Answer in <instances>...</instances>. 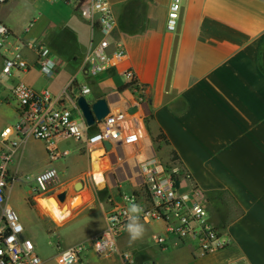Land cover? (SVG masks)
Wrapping results in <instances>:
<instances>
[{
	"label": "crops",
	"instance_id": "0c3cea01",
	"mask_svg": "<svg viewBox=\"0 0 264 264\" xmlns=\"http://www.w3.org/2000/svg\"><path fill=\"white\" fill-rule=\"evenodd\" d=\"M78 1L64 5L60 0H11L0 5V22L14 36L49 48L60 58L55 74L68 64L73 68L71 77L90 40L98 38L75 12ZM107 1L117 24L115 38L126 56L116 68L88 81L91 94L87 100L111 96L117 104L133 105L122 74L133 71L144 91L146 128L155 156L164 163L172 161V153L177 156L180 190L196 186L205 194L209 221L220 226L228 240L222 250L199 255L193 244L174 246L162 223L140 219L144 236L130 243L125 230L117 241L118 252L129 253L130 264H264V0H181L172 33L165 28L170 0ZM24 54L31 69L4 77L11 82L9 94L17 81L35 91L57 94L72 78L54 86L39 73L35 55L29 50ZM4 102L8 105V97ZM13 117L16 122L14 106ZM160 134L166 143L157 140ZM25 147L14 160L24 156ZM90 161L84 172L71 176L75 180L87 176V182H81L87 202L74 211L73 199L65 191L57 188L50 197L58 202L57 195L66 193L68 202L60 205H67L68 215L62 221L47 204L38 203L44 200L41 196L29 193L26 198L55 232L78 221L67 235L75 239L46 259L53 264L71 245L91 240L104 230L109 200L127 205L124 198L135 191L134 180L101 172L99 165L102 182L98 184ZM13 169L19 171L18 165ZM124 183L129 193L123 191ZM138 199L140 207L150 205L146 196ZM156 237L164 238L165 244H157ZM82 261L124 264L117 253L98 257L93 251L86 252Z\"/></svg>",
	"mask_w": 264,
	"mask_h": 264
},
{
	"label": "built area",
	"instance_id": "2783aa9c",
	"mask_svg": "<svg viewBox=\"0 0 264 264\" xmlns=\"http://www.w3.org/2000/svg\"><path fill=\"white\" fill-rule=\"evenodd\" d=\"M9 1L0 0V5ZM60 1L64 5L72 4V0ZM180 3L181 0H170L165 24L167 32L176 30ZM74 7L98 36L97 40H90L74 76L57 94L47 89L35 91L22 81H17L10 90L17 120L13 126L0 130V264H42L34 243L24 236L23 226L9 206L8 197L17 183L28 184L30 194L44 200L57 193L61 182L52 163L69 155L67 150L58 148L57 141L62 139L83 142V149L89 156L101 151L99 162L107 161L119 175L134 180L135 191L124 198V203L137 204L140 196H146L150 205L141 207L140 219L145 223H162L166 237L171 238L174 246L193 244L199 255L222 250L228 245V240L220 226L210 223L205 194L196 186L181 191L177 162L164 163L155 156L154 141L146 128L148 111L143 101L144 91L133 71L122 73L133 105L120 103L110 109L101 121L92 127L86 126L76 104L77 98H87L91 94L88 81L119 66L126 53L115 38L117 24L107 0H79ZM25 50L35 55L39 73L51 79L60 58L43 44L14 36L0 22V74L3 77L9 78L31 69ZM77 75L87 82L78 84ZM131 108L135 110L132 113L129 112ZM90 128L93 131H89ZM30 140L45 144L48 167L33 177H22L17 169L12 168V163ZM104 143L110 144V150L104 148ZM127 205L119 206L109 200L105 228L90 240L96 256L107 257L117 253L124 264L131 263V255L117 249V241L128 222ZM17 226H20V231L16 230ZM98 242L101 243L100 249L96 248ZM155 242L165 244L162 237H156ZM85 250V243L73 244L56 257L55 263L83 264Z\"/></svg>",
	"mask_w": 264,
	"mask_h": 264
},
{
	"label": "rangeland",
	"instance_id": "374dc122",
	"mask_svg": "<svg viewBox=\"0 0 264 264\" xmlns=\"http://www.w3.org/2000/svg\"><path fill=\"white\" fill-rule=\"evenodd\" d=\"M67 65L68 64H65L64 69L56 73L51 79L48 78L47 80H49L54 86H59L66 80L73 77H70L72 67ZM76 78L78 84L82 85L87 82L81 75H77ZM10 86L11 82L0 74V88L5 89V92H0V130L6 126H13L15 124L13 117V106L15 103L10 99L11 96L8 90ZM6 97H8V101L10 100L8 105L4 102ZM89 131H93V128H90ZM57 145L60 151L67 150L69 152V155L66 158L59 159L52 163V166L58 172V177L61 182L58 189L65 191L67 196H70L73 200L77 194L79 195V202L72 207V210L76 211L84 204V202H87L89 198L85 193H83V188L76 192L73 188V184L78 181L83 183V181H86L87 176L82 174L81 179L78 178L76 180L71 176L84 172L87 169L88 163H91V155H85L86 152L83 149V142H76L72 139H62L57 141ZM46 159L47 156L45 154V147L43 143L30 140L25 147L24 156L21 157V159L19 158L14 160L12 168L18 165L19 176L33 177L42 170L46 169ZM98 165L101 172L108 171V173H115L113 167H111L105 160L101 162L98 161ZM68 177H70L68 180L69 182H64V179ZM122 189L126 193L130 192V190L127 189L126 183L123 184ZM29 193L30 190L28 184H15L10 192L8 204L23 226L24 236L34 243L36 254L39 256L41 261L44 262L47 258H52L57 253V249L62 248L66 242L75 239V237H68L67 235L69 234V230L72 226L76 225L78 221L69 224L59 232H55L54 228L50 226L45 219L40 218L38 216L39 214L37 215L36 211H34L29 204L25 202ZM67 196L63 203L67 204ZM83 196L85 197V201L83 200ZM39 199L40 198H38V200ZM73 200H71V202ZM43 202L45 203L44 200ZM38 203L43 206L41 201H38ZM58 204H62V202L58 201ZM38 211L41 216L44 215L40 212V210ZM84 243L86 244V250L83 255L88 251H92L91 241L87 240ZM45 262H47L46 264H53L51 261L48 262L46 260Z\"/></svg>",
	"mask_w": 264,
	"mask_h": 264
},
{
	"label": "water",
	"instance_id": "95a60500",
	"mask_svg": "<svg viewBox=\"0 0 264 264\" xmlns=\"http://www.w3.org/2000/svg\"><path fill=\"white\" fill-rule=\"evenodd\" d=\"M76 104L87 127H92L96 122L101 121L103 118L107 116L110 109L116 108L118 105L111 96L107 98H94L92 102L87 100L86 97L80 96L77 98ZM123 106H125V104ZM134 111L135 110L133 108L129 109V112L131 113ZM104 148L106 150H110L111 146L109 143H104ZM115 173L116 175H118L117 171ZM82 187L83 185L80 181L76 182L73 186L76 192L81 190ZM65 197H66L65 192H60L57 195V199L62 203L64 202ZM78 199H79V195L77 194L71 205L76 203ZM66 208L67 205L63 204L62 209H66Z\"/></svg>",
	"mask_w": 264,
	"mask_h": 264
},
{
	"label": "clouds",
	"instance_id": "9594fccd",
	"mask_svg": "<svg viewBox=\"0 0 264 264\" xmlns=\"http://www.w3.org/2000/svg\"><path fill=\"white\" fill-rule=\"evenodd\" d=\"M85 91H87V89H85ZM44 203V202H42ZM199 211V209H198ZM142 212V208L135 204V203H131L129 208H128V222L125 225V229L129 235V240L130 243L131 242H135L136 240L141 239L144 234H145V227L144 224L140 222V213ZM59 213V215L57 214ZM55 218H57L58 220H63L64 216H62L60 214V212L57 210L55 212ZM17 231H20V226H17ZM96 248L100 249L101 248V243L98 242L96 244Z\"/></svg>",
	"mask_w": 264,
	"mask_h": 264
},
{
	"label": "bare ground",
	"instance_id": "6f19581e",
	"mask_svg": "<svg viewBox=\"0 0 264 264\" xmlns=\"http://www.w3.org/2000/svg\"><path fill=\"white\" fill-rule=\"evenodd\" d=\"M101 155H102L101 151L94 152L91 154V158H92L91 160H92V164H93V167L95 170L93 172V175H94V178L98 184H100L102 182V177H101L100 173H98V171H97L98 170V167H97L98 166V160H99L98 157H100ZM97 177H100V179L98 180ZM79 200H80V198L77 201H79ZM44 201L47 204V206L50 208V210L53 212L54 215H55V212L57 210L60 212V214L62 216H64V218L68 215V209L66 208L65 210H62L61 209L62 206L60 204H58V202L56 201L55 198H49V199L44 200ZM74 204H76V203H74ZM74 204H72V205H74Z\"/></svg>",
	"mask_w": 264,
	"mask_h": 264
},
{
	"label": "trees",
	"instance_id": "16d2710c",
	"mask_svg": "<svg viewBox=\"0 0 264 264\" xmlns=\"http://www.w3.org/2000/svg\"><path fill=\"white\" fill-rule=\"evenodd\" d=\"M262 69H263V71H264V66H262ZM157 140H158V141H165V138L162 136V134H160V135L157 137ZM165 143H166V141H165ZM177 160H178L177 156H176L174 153H172V161L177 162Z\"/></svg>",
	"mask_w": 264,
	"mask_h": 264
},
{
	"label": "snow or ice",
	"instance_id": "6c2138e0",
	"mask_svg": "<svg viewBox=\"0 0 264 264\" xmlns=\"http://www.w3.org/2000/svg\"><path fill=\"white\" fill-rule=\"evenodd\" d=\"M97 179L99 180L100 179V177H97ZM58 215H59V213H57Z\"/></svg>",
	"mask_w": 264,
	"mask_h": 264
}]
</instances>
